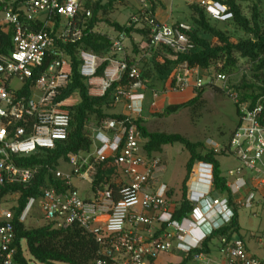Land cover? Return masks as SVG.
Wrapping results in <instances>:
<instances>
[{"label": "built area", "instance_id": "2783aa9c", "mask_svg": "<svg viewBox=\"0 0 264 264\" xmlns=\"http://www.w3.org/2000/svg\"><path fill=\"white\" fill-rule=\"evenodd\" d=\"M101 0H18L16 7H7L4 0L0 13V186L4 183L25 185L36 175L33 169L20 168L13 159L28 157L39 150H54L65 141L69 128L68 108L75 104L71 98L60 100L71 73L70 63L63 46L81 37L82 25L91 17L87 4ZM142 1V0H140ZM208 16L218 22L232 18L227 8L210 0L196 2ZM148 31L149 49L165 48L174 54L194 50L188 34L191 27L183 22L160 23L152 18L144 6L143 11L131 18ZM10 36V45L2 43ZM126 37L119 34L111 41L110 55H122L120 60L104 58L108 66L103 77L97 80L99 60L96 56L81 52L80 75L91 87L99 86L94 96L100 97L114 82L123 76L128 84L119 87L113 95L115 105L124 104L126 116L140 117L145 101L146 87L137 65H128L124 59ZM197 68L185 63L173 72L175 93L200 89L206 82L196 74ZM195 74V79L191 76ZM214 80L231 99L237 116V124L227 146L240 162V167L225 176L231 202L226 196L210 198L212 192V167L197 162L186 184V200L193 211L181 222L173 220V208L167 201L168 189L154 181L160 161L142 155L140 133L132 124L104 121L92 129V150L80 151L68 157L70 173L50 169L54 179L61 181L63 192L44 187L37 198H29L18 217L25 223L37 207L44 221L57 230L77 226L92 235L99 247L98 257L92 264H157L161 255L175 253L185 257L198 248L207 235L230 224L234 208L250 209L255 201L248 186L260 193L264 200V103L262 99L240 100L239 94L228 87L227 76L217 73ZM17 82L20 87H13ZM24 86L28 97L20 94ZM157 95H153V104ZM110 135V136H109ZM215 153H224L212 141L206 144ZM111 160V169L118 185L110 188L100 183L91 192L90 199L79 196L73 179L94 185L96 167ZM248 172L246 177L243 172ZM116 177V176H114ZM248 189V190H247ZM91 191V190H90ZM0 203V264H17L15 257L14 214L15 203ZM4 199H2L3 201ZM264 248V227L255 237ZM220 262L210 260L204 254H194L190 264H264V258L252 255L246 242L238 237L219 238Z\"/></svg>", "mask_w": 264, "mask_h": 264}, {"label": "trees", "instance_id": "16d2710c", "mask_svg": "<svg viewBox=\"0 0 264 264\" xmlns=\"http://www.w3.org/2000/svg\"><path fill=\"white\" fill-rule=\"evenodd\" d=\"M17 1L4 0V5L15 8ZM103 1L85 6L86 9L91 10V17L86 19L82 25L79 24L81 37L74 43L63 46V51L70 63L71 73L68 85L61 91L59 99L65 100L71 97L77 99V102L68 108L70 120L66 140L59 142L54 150H39L28 157L14 158L13 162L18 167L33 169L36 171V175L31 182L25 185L6 182L0 186V203L2 199L7 197L11 198L15 203L12 211L14 214L15 242L17 246L15 262L17 264H31L30 260H26L23 255V244H25L32 261L38 264H92L98 257L99 247L94 237L75 225L57 230L52 224L44 220V224L37 227H28L26 222H18V217L25 209L28 199L37 198L42 188L49 187L57 192H63L62 182L54 179L49 170L58 169L61 162L68 163L70 155H76L80 151L87 154L90 153L92 150V133L88 125L91 124L95 128L99 127L104 121L121 123L123 126L134 125L140 133L143 142L145 141L142 150L148 158L154 153H160L163 147L175 144H179L189 153L186 174L181 186L180 200L175 202L173 206V220L181 222L183 219L188 218L193 211L192 205L186 200V184L192 168L197 162L206 163L212 167L211 194L215 197L226 196L231 202V196L226 187L227 180L225 176L221 175L216 161V156L222 153H215L211 149L204 151V144L192 143L178 134L151 133L146 129L141 116L130 119L128 123L125 114H111L110 107L115 105L113 95L119 87L128 84L127 77L123 76L119 82L112 83L102 96H91L89 94L90 86L80 75V67L82 65L81 52H88L97 57L99 63L96 77L102 78L103 72L109 64L104 58L116 59L115 55H110L111 41L119 34H124L126 40L130 41L132 45V54L130 56L124 54V59L128 65H137V68L140 63L141 66L138 70L145 87H151L148 81L153 75L158 77L164 75L166 80L169 78V87L171 88L173 86V72L184 63L189 68L208 69L213 66L217 73L226 76L237 70L239 60H244L249 64L253 79L249 82L242 79L239 85L228 84V87L236 91L242 101L254 103L261 98L262 103H264V18L260 16L257 3L253 4L249 15L246 16L237 0H210L225 6L227 11L231 13L232 18L226 22H218L211 19L197 3L189 4L191 13L188 16V22L191 31L188 37L193 44L194 50L190 53L174 54L165 48L149 49L145 46L143 57L149 52H153L154 58L158 57L155 53L164 54V58L161 61H148L143 60V57L138 60L135 59L140 54V49L133 43L132 39L133 35H137L146 44L149 34L145 26L142 25V28H137L138 23H133L131 19L124 25L104 21L113 29L115 35L110 37L97 31V26L101 22L100 15H107L112 10L114 3L122 0H108L105 4ZM149 1L151 4L149 12L152 18L157 21L155 5L151 0ZM260 1L258 0V2ZM1 8L2 6L0 5V10ZM229 26L241 32L246 38H239L233 42L232 36L225 30ZM2 43L5 46H9L10 36L3 37ZM218 66L220 67L217 68ZM199 77L202 78L203 76L199 75ZM208 85L215 88L213 83H205L197 90L194 98L182 104L168 105L164 109L163 114L167 116L175 113L180 108L198 106L204 94V87ZM219 91L224 93L222 88ZM20 94L28 97L27 86H24ZM111 164V160H108L106 163L96 167L94 185L90 188L91 192H94L95 187L100 183L106 184L110 188H115L120 183L114 177ZM171 195V192H167V200ZM237 212L238 209L234 208V216L230 224L210 232L198 248L192 250L187 256L182 257L179 263L174 264H190L194 254L209 255L212 241H219L220 237L225 236L228 240L235 237L241 238Z\"/></svg>", "mask_w": 264, "mask_h": 264}, {"label": "rangeland", "instance_id": "374dc122", "mask_svg": "<svg viewBox=\"0 0 264 264\" xmlns=\"http://www.w3.org/2000/svg\"><path fill=\"white\" fill-rule=\"evenodd\" d=\"M155 5V16L159 17L161 21H168L170 23L185 22L189 25L188 16L191 13L189 10V4L196 3L198 0H151ZM240 3L244 15L248 16L250 8L253 4L257 3L260 11V16L264 18V0L258 2V0H237ZM108 0H104L103 3H107ZM144 6L149 10V0H122L114 3L112 10L107 15H100V23L97 26V31L103 34H107L110 37L115 35L113 29L108 23H118L124 25L127 21L143 11ZM2 15L0 13V19ZM169 19V20H168ZM105 21V22H104ZM142 24H138L137 28H142ZM228 34L232 36V41L236 39L246 38L241 32L235 30L232 26L225 28ZM133 43L136 44L140 50L145 47V41L137 35L132 36ZM214 43V41H213ZM139 55L135 59L143 57L144 50L140 51ZM153 53V52H152ZM151 52L145 54L143 60H155L161 61L164 58V54H158L157 58ZM125 54H132V45L130 41L125 42ZM115 60H120L122 55L115 56ZM140 63L138 68L140 69ZM218 66L217 68H219ZM196 74L203 76L202 79L208 83V80H212L217 74L215 67L211 66L208 69L197 68ZM195 74L191 76V79H195ZM227 83L231 85H239L242 79L247 82L253 79V74L250 70L249 64L244 60L238 61V68L232 74L226 75ZM166 76L153 75L148 84L151 87H146L145 98L146 103H143V110L141 113V119L144 122L146 129L149 132H157L164 134H178L186 138L192 143L204 144V151H208L206 144L208 141L215 143L219 150L225 148L226 151L216 156V161L219 166L221 175L226 176L228 172L234 171L237 167H240V162L230 153L227 146L231 135L237 124V116L235 107L231 99L221 91H219L222 85L218 82L212 81L215 86H205L204 94L202 95L198 106L180 108L175 113L164 115L163 111L168 105L182 104L190 99L194 98L197 90L187 91L185 93H175L169 87V78L166 80ZM13 87L18 89L20 85L17 82H13ZM94 90H98L99 86L91 87ZM217 88V89H216ZM96 92H92L91 96H94ZM157 95L155 105L152 106L153 95ZM111 114H126L124 104H117L110 107ZM89 130L92 132L91 125H88ZM145 141L142 143V147ZM203 151V152H204ZM142 155L144 151L142 150ZM151 157L158 158L160 166L155 173L154 181L156 184H163L167 187L168 192H171V197L167 200L171 208H173L175 202L180 200L181 186L186 174V164L189 159V153L179 144L173 146H165L161 149L160 153H154ZM59 171L64 173H70L71 167L61 162L58 168ZM248 172L244 171L243 176L246 177ZM116 178L120 176L114 174ZM72 184L76 187L79 196L83 199L91 198L90 184L81 181L79 179H73ZM250 192L254 193L255 201L250 209L239 208L238 209V223L240 226V233L247 241L249 251L257 257L264 258V248L260 247L256 239L250 238V235L257 237L262 228L264 227V200L261 199L260 193L253 190L248 186ZM247 189V190H248ZM213 194L210 198H214ZM3 206H8L10 202L7 199L2 201ZM28 227H37L44 224L42 215L37 207H34L31 212V216L26 221ZM219 241L213 240L210 245V253L206 256L210 260L219 258L218 254ZM23 255L26 260H30L31 264H38L32 261L25 244L22 245ZM171 255H174L170 253ZM182 259L181 256L174 255L168 258L167 264L179 263ZM165 263V262H164ZM194 264H201L199 262Z\"/></svg>", "mask_w": 264, "mask_h": 264}, {"label": "crops", "instance_id": "0c3cea01", "mask_svg": "<svg viewBox=\"0 0 264 264\" xmlns=\"http://www.w3.org/2000/svg\"><path fill=\"white\" fill-rule=\"evenodd\" d=\"M156 17V20L158 21V22H160V23H167V24H172V23H170V22H168V21H161L160 19H159V17H157V15L155 16ZM169 20V19H168ZM179 22H182V21H179ZM98 79L99 78H97V80L96 81H94L95 83H98ZM94 91V89L93 88H90V90H89V94L91 95V93ZM145 94V93H144ZM71 102L72 103H76L77 102V99L76 98H71ZM145 103H146V98H145ZM110 136V135H109ZM88 199H90V198H88ZM240 236H241V238L245 241V238H243V236L241 235V233H240ZM246 242V244H247V241H245ZM248 245H249V243L247 244V249H248ZM248 251H249V249H248ZM250 252V251H249ZM251 253V252H250ZM172 254H174V255H176L175 253H172ZM252 254V253H251ZM174 255H171L170 253L169 254H165V255H161L160 257H159V259H158V261H157V264H167V262H168V258L171 256V257H173ZM252 255H254V254H252ZM178 256V255H177ZM206 256H208V255H206ZM254 256H256V255H254ZM257 257V256H256ZM178 260H180V259H178ZM215 261L216 262H220L221 261V258H220V256H219V258H217V259H215ZM165 262V263H164Z\"/></svg>", "mask_w": 264, "mask_h": 264}]
</instances>
